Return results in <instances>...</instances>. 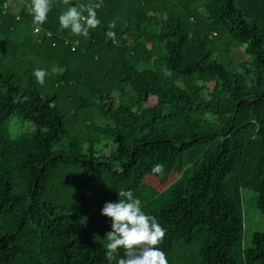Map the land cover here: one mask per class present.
Returning a JSON list of instances; mask_svg holds the SVG:
<instances>
[{
    "label": "trees",
    "instance_id": "16d2710c",
    "mask_svg": "<svg viewBox=\"0 0 264 264\" xmlns=\"http://www.w3.org/2000/svg\"><path fill=\"white\" fill-rule=\"evenodd\" d=\"M5 1L0 264H108L90 226L111 224L103 205L120 190L139 198L144 175L162 181L214 140L166 201L142 207L166 229L168 264H238L240 188L264 213V0H102L87 37L60 28L62 0L37 32L28 0ZM112 20L115 43L105 35ZM17 94L29 99L14 103ZM13 119L35 127L13 134ZM158 162L162 175L151 171ZM243 254L264 264V232Z\"/></svg>",
    "mask_w": 264,
    "mask_h": 264
},
{
    "label": "clouds",
    "instance_id": "9594fccd",
    "mask_svg": "<svg viewBox=\"0 0 264 264\" xmlns=\"http://www.w3.org/2000/svg\"><path fill=\"white\" fill-rule=\"evenodd\" d=\"M66 6L58 15L59 26L63 30L70 31L75 36L89 35L90 30L100 25L97 10L103 6L102 0H88L87 3L72 4L71 0H62ZM26 11L33 18L35 25H43L51 11V0H28ZM116 20L108 23L105 35L116 42ZM39 30V29H38ZM49 38L52 33H47ZM33 76L38 84L43 86L47 72L43 68L33 71ZM28 96L17 94L13 102L23 103ZM152 173L162 175L164 165L156 163L151 169ZM118 202H106L101 208L100 214L109 218L111 230L104 237L105 257L108 264H168V257L159 245L163 242L166 229L158 220L146 214L142 207V201L137 198L132 190H120L117 192ZM123 250V256L120 255Z\"/></svg>",
    "mask_w": 264,
    "mask_h": 264
},
{
    "label": "rangeland",
    "instance_id": "374dc122",
    "mask_svg": "<svg viewBox=\"0 0 264 264\" xmlns=\"http://www.w3.org/2000/svg\"><path fill=\"white\" fill-rule=\"evenodd\" d=\"M15 0H10V3ZM35 126L30 122H19L13 119L10 124V130L16 134L22 130H31ZM216 141L210 142L206 151L194 161L183 166L181 170H173L168 173V177L162 181L151 174L144 175L138 189V197L142 203L150 202L152 207H158L162 202L167 200L168 188L178 179L181 181L188 180L192 174V168L199 165L201 158L214 149ZM241 207L243 212V233L242 238L231 249L232 256L238 264H244L243 251L252 246V236L255 232H264V213L256 205V192L248 188H240ZM110 220V219H108ZM93 236L100 238L105 244L106 233L111 230V224L103 223L100 219H93L90 222ZM258 264V263H257Z\"/></svg>",
    "mask_w": 264,
    "mask_h": 264
},
{
    "label": "built area",
    "instance_id": "2783aa9c",
    "mask_svg": "<svg viewBox=\"0 0 264 264\" xmlns=\"http://www.w3.org/2000/svg\"><path fill=\"white\" fill-rule=\"evenodd\" d=\"M15 3H17L19 5L21 4V2L19 0L12 1L11 3H10V0H6L5 3H4V7L5 8H10V7L14 6ZM18 8H19V6H15L14 9H13L14 12H17ZM38 29L40 30V26L39 25H35L34 28H33L34 32L39 31Z\"/></svg>",
    "mask_w": 264,
    "mask_h": 264
}]
</instances>
